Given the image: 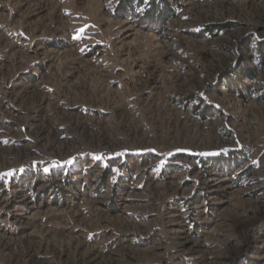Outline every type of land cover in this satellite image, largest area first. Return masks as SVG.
Listing matches in <instances>:
<instances>
[{"label": "rangeland", "instance_id": "374dc122", "mask_svg": "<svg viewBox=\"0 0 264 264\" xmlns=\"http://www.w3.org/2000/svg\"><path fill=\"white\" fill-rule=\"evenodd\" d=\"M22 240L264 264V0H0V264Z\"/></svg>", "mask_w": 264, "mask_h": 264}, {"label": "bare ground", "instance_id": "6f19581e", "mask_svg": "<svg viewBox=\"0 0 264 264\" xmlns=\"http://www.w3.org/2000/svg\"><path fill=\"white\" fill-rule=\"evenodd\" d=\"M17 221H19L20 223H23V224H28V220H27V217H21V218H19V219H17ZM21 243H23V247H26V256H25V261L24 262H28V264H45L42 260H38V261H36L33 257V254H29L28 253V248H30L31 247V245H30V243H29V241H24V240H22V242ZM31 249H32V253H34L33 252V247H31ZM25 252V251H24ZM23 252V253H24ZM16 259L18 260V261H20V258L18 257V256H16ZM90 261H92L91 259H89V260H86V262L87 263H90ZM85 262V263H86ZM92 263V262H91ZM92 264H94V263H92Z\"/></svg>", "mask_w": 264, "mask_h": 264}, {"label": "trees", "instance_id": "16d2710c", "mask_svg": "<svg viewBox=\"0 0 264 264\" xmlns=\"http://www.w3.org/2000/svg\"><path fill=\"white\" fill-rule=\"evenodd\" d=\"M162 16V15H161Z\"/></svg>", "mask_w": 264, "mask_h": 264}]
</instances>
